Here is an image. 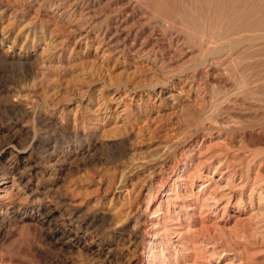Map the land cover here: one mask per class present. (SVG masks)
<instances>
[{
	"label": "rangeland",
	"instance_id": "rangeland-1",
	"mask_svg": "<svg viewBox=\"0 0 264 264\" xmlns=\"http://www.w3.org/2000/svg\"><path fill=\"white\" fill-rule=\"evenodd\" d=\"M0 264H264V0H0Z\"/></svg>",
	"mask_w": 264,
	"mask_h": 264
},
{
	"label": "bare ground",
	"instance_id": "bare-ground-1",
	"mask_svg": "<svg viewBox=\"0 0 264 264\" xmlns=\"http://www.w3.org/2000/svg\"><path fill=\"white\" fill-rule=\"evenodd\" d=\"M180 36V35H179Z\"/></svg>",
	"mask_w": 264,
	"mask_h": 264
}]
</instances>
